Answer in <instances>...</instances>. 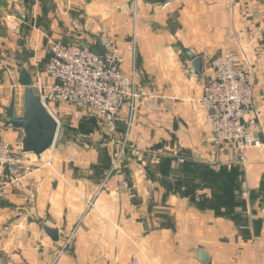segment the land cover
<instances>
[{
	"label": "crops",
	"instance_id": "obj_1",
	"mask_svg": "<svg viewBox=\"0 0 264 264\" xmlns=\"http://www.w3.org/2000/svg\"><path fill=\"white\" fill-rule=\"evenodd\" d=\"M41 3L53 7L43 28ZM92 3H102L101 14L103 3L138 8L134 64L146 98L126 130L119 127L126 120L120 113L112 139L100 149L69 144L58 130L23 191L0 189V264H51L66 241L55 264H200L198 249L207 264H264V0L235 7L224 0H6L14 12L1 15L6 31L0 30V43L29 38L40 54L21 62L19 71L25 68L33 80L50 59L44 40H63L57 10L65 17L89 15ZM23 10L34 17L25 25L18 21ZM230 48L238 61L256 60L253 110L262 147L245 151V164L234 146L213 145L198 105L211 72L203 62L194 75L190 59ZM9 103L0 98V138L16 150L20 132L2 124ZM89 116L96 117L88 113L83 122ZM37 220L58 230V243Z\"/></svg>",
	"mask_w": 264,
	"mask_h": 264
},
{
	"label": "built area",
	"instance_id": "obj_2",
	"mask_svg": "<svg viewBox=\"0 0 264 264\" xmlns=\"http://www.w3.org/2000/svg\"><path fill=\"white\" fill-rule=\"evenodd\" d=\"M224 1L229 6L239 2ZM26 20L22 16L18 21L25 25ZM49 45L50 59L43 72H34L31 87L43 107L58 122V130L59 121L52 110L54 105L70 109V118L74 121L93 113L111 135L115 133L120 111L129 107L126 120L129 127L136 103L144 100L147 94L144 89L136 88L133 75L124 73V52L106 37H101L92 47L52 39H49ZM98 46L105 50L104 55L97 56L92 52V48ZM199 57L211 72L198 105L211 125L212 143L216 147L234 146L240 162L245 164V151L262 147L253 110V62L246 56L238 61L233 50L215 57L207 54ZM119 157H115L109 175L115 171ZM49 163L50 160L45 165ZM37 164L38 160L20 156L10 144L0 142V189L22 192L24 180L38 168ZM120 185L126 186L124 182ZM66 245L67 241L51 264L56 263Z\"/></svg>",
	"mask_w": 264,
	"mask_h": 264
},
{
	"label": "rangeland",
	"instance_id": "obj_3",
	"mask_svg": "<svg viewBox=\"0 0 264 264\" xmlns=\"http://www.w3.org/2000/svg\"><path fill=\"white\" fill-rule=\"evenodd\" d=\"M239 1L241 2V0ZM4 2L6 3V0H0V19L2 13H4L6 10H9L10 13L14 12L11 7L7 8L5 5H3ZM101 4L102 3H92V14L89 15H86L84 13L79 15L76 12L72 15L68 14V16L65 17L66 15L62 13L61 10H57V18L55 20H57L58 25L62 28V33L60 34V37L63 38L62 43H77L78 45L84 47H90V45L96 43L101 37L109 38V40L112 41L113 45L116 48L120 49L121 52H124V61H126L125 65L128 68V70H124L126 74L133 75L137 89L145 90V88L142 87L140 84L139 77L137 76L136 64H134V61L136 60L134 54L137 50V36L135 31L137 18L135 17L139 15L138 8H135L134 3H103L105 6V8L103 9L104 14H101V9H98ZM238 4L239 3H236V5ZM236 5H232L231 7H235ZM40 8L42 10V14L39 17V21L37 22H39L41 28H43L44 26L47 27V13H50L53 7L50 3H41ZM22 13L23 15L21 16H25L27 19H34L32 14H28L30 13L28 10H23ZM75 26H77V28H75ZM0 30L2 32L5 30L2 26V21H0ZM2 37L3 35H0V38ZM237 37L238 34L234 33L233 40L235 42L238 41ZM48 38L55 40L52 37ZM48 38L44 40V47L42 48L44 51H47L46 53H44V57L46 58L48 56V53H50V45ZM7 42L8 44L5 45L0 43V98H3V100L8 103L10 100L12 87H15L17 94V105L19 106L22 104L23 91L22 88L17 86V78L19 77L18 72L20 68V63L24 62L25 60L27 62L29 58H32L34 56L39 57L40 53L39 51H37V55L35 52L36 50H32L30 48V44H32V42L29 41L28 37L26 39L20 38L14 41L11 39L7 40ZM8 45L10 46L8 47ZM227 50L232 49L230 48ZM19 52L21 53L20 55ZM252 58L254 59V62H256L255 58ZM6 59H9L11 64L9 62L7 63ZM12 61L15 63H12ZM4 62L6 64H4ZM254 62L253 81L255 88L256 64L254 65ZM207 83H204L202 87V92L203 88L205 87V85H207ZM1 89L4 93L1 92ZM137 104L138 103H136V105ZM63 108L65 107L61 105H54L52 110L55 114V117L59 121L60 135H63L64 140L67 143L88 145L90 146V148L96 150L100 149L99 145H101L104 141L106 142L112 139V135L108 133V131L104 127H102V125L100 126L99 123H96V117L89 116L86 122H83L84 119L74 121L70 118V112L63 110ZM120 112L125 116V119L127 120L128 114L130 112L129 107H124ZM126 120H124L122 125L119 126L124 130L128 128ZM67 130L69 131L66 132ZM3 141L4 140L0 138V142ZM223 147L224 146L220 148ZM191 174L192 170L189 169L186 175L191 176ZM205 175L208 176V173L205 172ZM218 177L220 178L221 176L218 175Z\"/></svg>",
	"mask_w": 264,
	"mask_h": 264
},
{
	"label": "water",
	"instance_id": "obj_4",
	"mask_svg": "<svg viewBox=\"0 0 264 264\" xmlns=\"http://www.w3.org/2000/svg\"><path fill=\"white\" fill-rule=\"evenodd\" d=\"M21 1L24 4H28L30 0ZM92 52L97 56L105 54V50L100 46L96 49L92 48ZM190 59L193 74L200 76L203 67L202 59L193 55ZM31 85V74L22 67L17 80V86L23 89L22 104L17 105L16 90L15 87H12L10 103L7 107H2V124L4 129L10 128L20 132L16 149L18 155H31L36 160H39L53 148L58 133V122L43 107L39 96L34 92ZM37 223L52 243L59 242L58 230L47 227L40 220H37ZM194 254L200 264L208 263V256L202 249L195 250Z\"/></svg>",
	"mask_w": 264,
	"mask_h": 264
},
{
	"label": "trees",
	"instance_id": "obj_5",
	"mask_svg": "<svg viewBox=\"0 0 264 264\" xmlns=\"http://www.w3.org/2000/svg\"><path fill=\"white\" fill-rule=\"evenodd\" d=\"M218 174L222 177L224 176L223 172H219Z\"/></svg>",
	"mask_w": 264,
	"mask_h": 264
}]
</instances>
